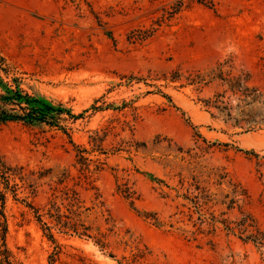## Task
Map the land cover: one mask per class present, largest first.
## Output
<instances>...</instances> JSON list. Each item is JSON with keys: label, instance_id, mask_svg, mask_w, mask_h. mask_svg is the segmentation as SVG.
Wrapping results in <instances>:
<instances>
[{"label": "rangeland", "instance_id": "374dc122", "mask_svg": "<svg viewBox=\"0 0 264 264\" xmlns=\"http://www.w3.org/2000/svg\"><path fill=\"white\" fill-rule=\"evenodd\" d=\"M213 3L0 0L10 76L75 116L0 126V261L129 256L35 221L55 178L91 175L138 264H264V0Z\"/></svg>", "mask_w": 264, "mask_h": 264}, {"label": "trees", "instance_id": "16d2710c", "mask_svg": "<svg viewBox=\"0 0 264 264\" xmlns=\"http://www.w3.org/2000/svg\"><path fill=\"white\" fill-rule=\"evenodd\" d=\"M188 1L214 7L213 0ZM21 85L18 77L10 76L6 60L0 54V126L22 123L27 126L46 125L63 130L59 125L62 116L75 118L63 105H54L43 97L29 94ZM51 184L53 186H50L46 205L42 209H33L35 221L48 241L55 243V233L75 236L91 241L104 251L112 245L110 240L113 239L117 249H129V256H121L120 261H116L113 253H108L109 258L118 264H138L146 259L145 248L140 249L132 244L129 246L128 241H124V237L115 230V221L101 201V195L91 180V175H62L55 178ZM83 193L89 194L87 199L83 198ZM3 200L4 196L0 193V202ZM0 264L9 263L1 260Z\"/></svg>", "mask_w": 264, "mask_h": 264}]
</instances>
